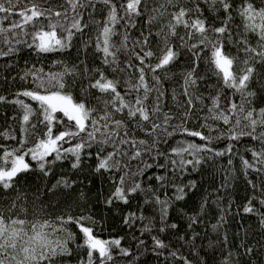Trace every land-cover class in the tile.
<instances>
[{
	"label": "snow or ice",
	"instance_id": "snow-or-ice-1",
	"mask_svg": "<svg viewBox=\"0 0 264 264\" xmlns=\"http://www.w3.org/2000/svg\"><path fill=\"white\" fill-rule=\"evenodd\" d=\"M97 2L98 0H62V3L55 7L51 5L43 7L40 0H30L27 5L17 11L16 0H0V13L5 14L4 19L12 15L19 17L8 28H0V43L7 48L6 51L0 50V57H6L18 51L14 45L21 43L34 49L38 54L67 50L72 46L73 37L77 33H83L89 26L84 22L81 9L89 6L95 7ZM101 2L107 8V16L102 22H95L97 25L95 47L102 54L103 64L118 65L117 54L127 48L129 38L124 34L119 42L114 40L113 38L119 35L116 26L121 20L131 24L133 17L141 15L140 9L144 0H120L119 4L115 0H101ZM203 2L214 13L223 10L226 19L220 27L211 28L207 25L199 6L201 0H195V9L178 7V0H164L160 8L155 9L161 16L165 14L168 6L176 9L170 13L171 20L167 25L168 33L164 35L165 46L161 49L162 54L157 57L153 51L144 47L150 43L147 36L137 41L141 46V51L134 55L139 61V66L135 67L129 63L127 68L135 67L138 75L125 82L123 94L118 90L119 81L109 79L103 71L96 69L97 78L88 87L102 94L101 97H96V99L103 98L102 109L91 106L86 100L78 101L71 93L65 91L67 87L65 76L76 75L75 65L71 67L65 65L61 72H45L43 69L35 68L25 71L21 79L30 80L34 85V87L25 88L16 93L17 97L25 99L8 100L0 96V103L18 105L23 111L20 138L10 133L0 134L6 139L17 140L16 147L8 148L0 145V188L13 189L15 178L21 172L30 170V163L26 162L25 157H30L36 167L48 176L51 171L50 165L56 161L71 159V168L76 170L81 167L85 155L89 158L95 155L96 165L93 171L112 174L111 179L115 183L114 191L106 201L107 204L111 205L116 201L127 204L131 197L142 193L145 197V204L154 202L159 208L161 221L165 222L173 200H185L188 193L197 185L195 181H189L187 185L173 184V194L168 196L166 176L155 175L159 189L165 190V198L162 199L157 188L151 185L144 187L140 180L135 179L137 176H143L148 169L157 167L166 172H172L174 176L177 173L183 174L189 166L194 171L201 164L204 158L203 153H212L217 157L232 154L231 144L223 151H219L211 146L214 140L239 141L242 137H249L257 141L262 150L249 149L253 160L249 161L242 157L243 168L264 172V107L257 109L253 106L251 98L256 94L249 90V82L255 71L254 67L249 64V59L264 63V7H257L253 0H242L237 10L243 21L244 32L256 36L258 47H251L247 38L240 41L244 45L242 51L249 59L244 60L245 67L236 73L233 71L235 58L227 54L222 43V38L230 34L228 24L232 19L231 0H203ZM193 12H195L194 18ZM155 19V16L151 17V20ZM44 21L47 23L45 24ZM179 26L186 29L187 39L199 36V40L191 44L192 49L203 51L211 45L210 63L214 66L215 75L222 80L225 88L239 94V100H234L227 94L222 97L219 92L210 97L211 103L205 106L207 112L202 117L203 123L199 127L207 128L211 132H219L218 135H206L203 131L181 125L180 134L195 138V140L177 141L167 151L157 150L153 159L165 156V164L153 165L142 161L144 167H138L133 172L130 161L144 155L142 148L147 141L137 140L131 134L127 129L129 121H134L135 126L141 127L148 135L163 132L164 143L168 142L167 138L176 134L174 131H168L172 120L169 114L163 113L161 123L155 122L162 111L159 100L163 95L159 89L160 78L156 74L161 69L168 68L176 58V52L168 46L167 36L177 35L176 28ZM209 33L216 34L215 38L210 37ZM161 34H163V29H161ZM22 36L28 39L22 40ZM181 39L184 40L185 37ZM194 55L199 58V52H195ZM154 57L157 62L148 63ZM256 58L259 59L256 60ZM145 69L153 74L154 84L149 82ZM194 73L195 68L189 71L184 78L183 94L187 97L185 118L195 109L192 89L197 84V78ZM154 92L156 102L149 105L146 101ZM203 99L202 96H195V100L201 104H203ZM25 100L33 102L38 107H34ZM33 116L39 118L37 122H32ZM220 124L224 126L223 129L216 126ZM39 125H43L42 134L29 144V137L36 135ZM93 148H95V153L90 151ZM49 157L52 159L50 160ZM228 164H232L231 158ZM257 164L260 165L259 168L256 167ZM148 179L152 177L149 176ZM75 183L74 180L62 178L57 180L49 191L61 185L64 188H72ZM221 187L225 185L222 184ZM252 187L255 188L256 185L252 184ZM205 203L200 204L201 211L204 210ZM259 204L264 207V198L259 200ZM243 212L259 215L261 227H264V213H260L254 207L252 200L244 205ZM86 219L83 216L69 215L57 217L55 221L28 222L24 219L5 217L3 212H0V264H54L57 257L73 254L69 247L73 242L76 243L77 248L87 249V259L80 260L79 264H108L113 259L112 246L119 247L121 240L105 241L97 238L93 229L84 223ZM136 219L143 221L146 217L143 214L137 216L135 213H130L125 217L124 223L130 225ZM197 222L195 218H192L193 224ZM223 222L224 217L221 216L218 224L212 225L213 229H217ZM70 224L78 228L79 234H82V241L78 242L77 233L67 227ZM165 227L176 229L178 225L165 224ZM165 227H161L160 231H165ZM150 230V224L144 226L143 231ZM60 233H66V236L60 238ZM153 239L157 248L165 247L161 240L156 237ZM225 243H227L226 238ZM120 251L125 256L129 254L126 249L121 248ZM252 251V248L246 249L249 254ZM233 255L231 249H226L222 252L220 264H234ZM172 256L183 259L184 264H190L186 258L178 257L176 252H173Z\"/></svg>",
	"mask_w": 264,
	"mask_h": 264
},
{
	"label": "trees",
	"instance_id": "trees-1",
	"mask_svg": "<svg viewBox=\"0 0 264 264\" xmlns=\"http://www.w3.org/2000/svg\"><path fill=\"white\" fill-rule=\"evenodd\" d=\"M30 0H16L17 8L20 10L27 5ZM43 7L49 5L55 7L62 3V0H40ZM117 4L120 0H115ZM164 0H144L141 5V15L132 18L131 24L121 20L116 26L119 35L113 39L119 42L123 35L128 36L127 48L120 51L118 55V65H105L102 63V54L95 47L97 25L96 21H103L107 16V8L98 0L95 7L89 6L81 9L84 22L89 26L83 33H77L72 39V46L64 51L38 54L34 49L26 47L23 43L14 45L18 51L6 57H0V96L8 100L25 99L17 97L16 93L25 88L34 87L30 80H22L21 76L29 69H43L45 72H61L65 65L77 68L74 76H65L67 87L66 92L71 93L78 101L86 100L91 106L97 109L103 108L102 94L96 89L89 88V84L97 78L99 69L105 73L109 79L120 82L119 91L124 93L125 82L138 75L135 67L139 66V61L134 53L141 51V46L137 41L143 40L147 36L150 43L144 47L153 51L156 56H160L161 49L165 46L164 35L168 33L167 25L171 20L170 13L176 9L168 6L165 14L160 15L155 9L160 8ZM242 0H231L233 5L232 19L229 21V35L222 38L225 51L230 57L235 58L233 71L239 73L244 67V60L249 57L242 51L244 45L240 41L247 38L251 47H258L257 38L254 34L245 33L242 18L238 15V9ZM257 7H264V0H253ZM6 6H8L6 4ZM183 6L195 9V0H178V7ZM200 8L203 11V18L211 28L220 27L226 19L223 10L214 13L209 6L201 0ZM5 14L0 13V28H8L13 21L19 19L12 15L4 19ZM155 16V20L151 17ZM195 12H193V18ZM151 20V22H150ZM46 24L47 21H44ZM124 25V26H122ZM134 25V26H132ZM163 29V34H161ZM19 31V30H17ZM177 35L167 36L168 46L176 52V58L166 69H161L156 75L160 78L159 89L163 95L160 97L161 114L156 123H161L163 113L172 117L168 131H174L173 137L167 138L164 143V134L160 132L154 135L146 134L141 127H136L134 121L127 123V129L137 139L147 141L143 146L144 155L136 160L130 161L131 171H136L138 167L143 168L144 163L165 164L166 157L160 156L153 159L157 150L167 151L174 146L177 141L195 140V138L180 134V126L189 129L203 131L206 135L216 136L219 132H211L207 128L201 129L202 117L206 114V105H210V97L218 92L223 97L227 94L234 100H239V94L224 87L223 82L215 75L214 66L210 63L211 45L203 51L192 49L191 44L199 40L197 35L193 39H187L186 29L183 26L176 28ZM215 38L216 34L209 33ZM181 37H185L184 40ZM22 40L28 37L22 36ZM0 50L6 51L4 44L0 43ZM199 52V58L194 55ZM259 58H256L258 60ZM154 57L148 63L155 64ZM135 66L128 69L127 65ZM249 64L255 69L253 78L249 82V90L255 92L253 106L257 109L264 107V63H258L249 59ZM195 68L194 76L197 84L192 89L195 109L191 111L187 118L184 112L187 107V97L183 94V84L186 74ZM126 69V70H121ZM149 82L152 81V73L147 72ZM195 96H202L203 104L195 100ZM29 104L33 102L25 100ZM156 102V93L149 96L147 104ZM224 102L223 100L221 101ZM34 107H38L33 104ZM22 109L12 103H0V134H12L18 139L21 136ZM32 122H37V116H33ZM209 123H214L209 121ZM223 129L222 124L216 125ZM43 125L38 126L35 136L29 137L31 144L42 134ZM155 142V146L154 145ZM199 143V141H196ZM229 144L233 146L232 154L217 157L212 153H203L201 164L183 174L177 173L175 176L170 171H165L157 167L148 169L143 176H137L144 187L151 185L157 188L161 198H165L164 189H159L155 175H165L167 195L172 196L173 184L187 185L189 181L196 182V188L190 191L182 201L173 200L168 217L165 222L161 221L158 206L152 202L145 204V197L142 193L130 198L129 203L124 204L116 201L111 205L106 201L115 188V183L111 179L110 173H96L93 171L96 165V158L86 155L82 159L79 169L71 168V159L56 161L50 165L51 171L45 176L36 167L35 162L30 157H25L30 163V170L21 172L14 180L13 189L3 190L0 188V212L5 217L12 219H24L28 222H41L44 220L55 221L61 216H83L87 218L84 223L91 227L97 238L110 241L120 239L119 247L112 246L111 254L113 259L108 264H184L183 259L173 257L176 252L178 257L186 258L190 264H220L222 252L231 249L233 252L234 264H264V227H261L260 216L255 214H245L244 205L252 200V203L260 213H264L259 200L264 198V172L245 170L242 160H253L251 151L255 149L261 151V145L249 137H242L239 141L227 139L214 140L212 147L223 151ZM0 145L8 148L16 147L17 140L6 139L0 135ZM68 147V145H65ZM151 149V151H149ZM95 153V148L91 149ZM231 158L232 164H228ZM51 160L52 157H49ZM260 167L259 164L256 165ZM151 176L152 179H148ZM68 178L76 183L72 188H64L62 185L49 191L57 180ZM251 181V183H249ZM225 187H221V185ZM252 184L256 187L253 188ZM206 200V203H205ZM205 203L204 210H200V204ZM130 213L137 216L143 214L146 219L143 221L136 219L130 225L124 223V219ZM224 217V222L217 229L212 225L218 224L220 217ZM192 218L198 222L192 223ZM175 223L176 229L165 227ZM151 225L150 231H143L145 225ZM191 225V227L189 226ZM71 231L77 233V240L82 241V234L74 224L67 226ZM165 227L161 232L160 228ZM66 233H60L59 237L64 238ZM153 237L158 238L165 245L164 248H157ZM183 237V239H181ZM225 238L227 243H225ZM143 241V243H140ZM72 249L71 256L57 257L54 264H79L80 260L87 259V249L77 248L76 243H70ZM126 249L128 255L121 253L120 249ZM247 248H252L251 254L246 252Z\"/></svg>",
	"mask_w": 264,
	"mask_h": 264
}]
</instances>
